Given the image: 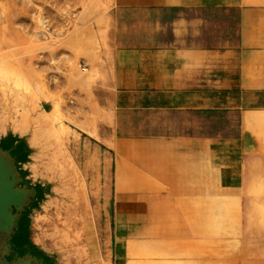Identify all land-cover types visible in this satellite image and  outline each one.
<instances>
[{
	"label": "rangeland",
	"instance_id": "374dc122",
	"mask_svg": "<svg viewBox=\"0 0 264 264\" xmlns=\"http://www.w3.org/2000/svg\"><path fill=\"white\" fill-rule=\"evenodd\" d=\"M115 11L114 0H0V100L17 120L0 126V143L18 142L14 150L4 142L10 149L0 155L23 192L11 210L13 225L0 232V264H264L262 122L244 132L255 159L243 195L217 200L207 212H139L140 203L128 213L117 210L115 168H104L99 154L110 151L106 71ZM121 119L139 127L143 117ZM228 119L212 120L213 137H239L238 117ZM20 215L35 247L24 257L10 247ZM48 220L59 224L56 238ZM149 224L174 234L152 237Z\"/></svg>",
	"mask_w": 264,
	"mask_h": 264
},
{
	"label": "crops",
	"instance_id": "0c3cea01",
	"mask_svg": "<svg viewBox=\"0 0 264 264\" xmlns=\"http://www.w3.org/2000/svg\"><path fill=\"white\" fill-rule=\"evenodd\" d=\"M114 2L110 151L99 154L115 168L117 210L207 212L243 195L255 159L244 132L264 123V0ZM137 113L139 127L121 119ZM234 115L239 137L211 135L213 119ZM133 130L150 134L119 135ZM8 142L18 148L0 152Z\"/></svg>",
	"mask_w": 264,
	"mask_h": 264
},
{
	"label": "water",
	"instance_id": "95a60500",
	"mask_svg": "<svg viewBox=\"0 0 264 264\" xmlns=\"http://www.w3.org/2000/svg\"><path fill=\"white\" fill-rule=\"evenodd\" d=\"M9 177V171L0 155V232L13 225L11 210L18 207L23 200V192L15 189V183Z\"/></svg>",
	"mask_w": 264,
	"mask_h": 264
},
{
	"label": "bare ground",
	"instance_id": "6f19581e",
	"mask_svg": "<svg viewBox=\"0 0 264 264\" xmlns=\"http://www.w3.org/2000/svg\"><path fill=\"white\" fill-rule=\"evenodd\" d=\"M31 2H32V0H31ZM35 11H36V9H35ZM14 118H15V116L12 115V112L9 111L5 107L4 103L0 100V126L3 125V124H5V123H7V122H11V124H13V126L16 125L17 124V120H15ZM38 216H39V212L36 209L35 212H34V214L31 216V222H32V224L34 226H35V224H37V218H38ZM57 223L58 222H55V221L52 222V221H49L48 220L44 224L47 228H50V229L52 228L53 229V231H54L53 236L55 238L57 236H59V234H60V228L58 227L59 224H57ZM148 229L151 231L152 237H156V238L159 237V236H162V234H161L162 231H163L162 232L163 235H166L167 234L168 236H171V235L174 234V232H173L172 229H163L161 232L159 230H157L156 228H154L153 226L149 227ZM145 233H146V231H145ZM158 233H159V235H158ZM174 246L176 247V249L178 248V251L183 249V245H181L180 243H176V244H174ZM202 251H204V249H202ZM65 255H66V253L60 254L59 255V258H63ZM60 264H62V263H60Z\"/></svg>",
	"mask_w": 264,
	"mask_h": 264
},
{
	"label": "trees",
	"instance_id": "16d2710c",
	"mask_svg": "<svg viewBox=\"0 0 264 264\" xmlns=\"http://www.w3.org/2000/svg\"><path fill=\"white\" fill-rule=\"evenodd\" d=\"M37 189H40V187H37ZM27 221H28L27 216H24V218L22 220V227H21L22 228V232L19 233V235L15 237L14 242H13V244H15V245L20 247V256L21 257L26 256V254H27L26 247H31V248L35 249V247L26 238V232H27L26 222ZM44 260L48 261L49 259L48 258H44Z\"/></svg>",
	"mask_w": 264,
	"mask_h": 264
},
{
	"label": "flooded vegetation",
	"instance_id": "af4514ba",
	"mask_svg": "<svg viewBox=\"0 0 264 264\" xmlns=\"http://www.w3.org/2000/svg\"><path fill=\"white\" fill-rule=\"evenodd\" d=\"M21 217L19 218V220H18V222H17V227H16V229H15V232H14V235L12 236V239H11V242H10V247L13 249V251L14 252H20V247L19 246H17V245H15V244H13V242H14V239H15V237L16 236H18L19 235V233H21L22 232V217H23V215H20Z\"/></svg>",
	"mask_w": 264,
	"mask_h": 264
}]
</instances>
